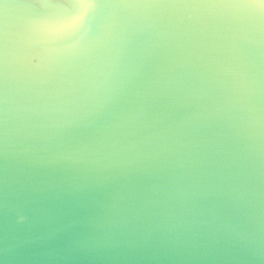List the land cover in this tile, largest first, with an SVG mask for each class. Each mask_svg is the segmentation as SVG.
Instances as JSON below:
<instances>
[{"label": "water", "instance_id": "95a60500", "mask_svg": "<svg viewBox=\"0 0 264 264\" xmlns=\"http://www.w3.org/2000/svg\"><path fill=\"white\" fill-rule=\"evenodd\" d=\"M59 11L0 0V264H264L261 37L105 9L31 71L26 26Z\"/></svg>", "mask_w": 264, "mask_h": 264}, {"label": "snow or ice", "instance_id": "6c2138e0", "mask_svg": "<svg viewBox=\"0 0 264 264\" xmlns=\"http://www.w3.org/2000/svg\"><path fill=\"white\" fill-rule=\"evenodd\" d=\"M60 11L52 16L29 21L26 40L29 46L44 45L43 62L31 71L51 72L66 57L79 54L76 37L85 29L92 31L97 16L105 9H154L162 23L180 29L186 20H195L199 38L205 45L218 46L225 34L235 38L258 34L264 45V0H38ZM193 13L194 15H185ZM105 25V33L110 29ZM8 35L0 28V82L8 64ZM37 53L41 49H35Z\"/></svg>", "mask_w": 264, "mask_h": 264}]
</instances>
